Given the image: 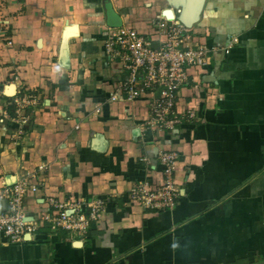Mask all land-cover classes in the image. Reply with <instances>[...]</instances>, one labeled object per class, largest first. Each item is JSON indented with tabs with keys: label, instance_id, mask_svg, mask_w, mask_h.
<instances>
[{
	"label": "crops",
	"instance_id": "crops-1",
	"mask_svg": "<svg viewBox=\"0 0 264 264\" xmlns=\"http://www.w3.org/2000/svg\"><path fill=\"white\" fill-rule=\"evenodd\" d=\"M178 2L194 45L215 50L206 69H188L177 106L194 118L169 134L147 126L144 99L110 101L127 73L104 55L108 29H134L157 48L152 24L172 17L169 0H0V192L32 176V221L57 213L48 199L104 201L85 241L47 227L25 244L0 235V264L264 259V0ZM161 151L177 154L179 197L143 210L129 191L158 185Z\"/></svg>",
	"mask_w": 264,
	"mask_h": 264
},
{
	"label": "built area",
	"instance_id": "built-area-1",
	"mask_svg": "<svg viewBox=\"0 0 264 264\" xmlns=\"http://www.w3.org/2000/svg\"><path fill=\"white\" fill-rule=\"evenodd\" d=\"M172 8L170 19L159 17L152 24L158 37L157 48L134 29H108L104 41L107 61L119 63L127 73L110 101H116L118 93L127 100L144 99L148 105L147 126L169 134L194 118L192 110L177 106L180 90L189 82L188 69H206L210 54L215 50V47L194 45L188 28L178 19L180 8ZM235 42L232 38L224 52L229 53ZM95 111L99 112V109ZM177 158L174 152H159L162 171L158 185L153 188L148 181L134 184L129 191L131 201L147 211L172 209L179 197L173 181ZM30 178L32 176H24L0 192V200L9 204L8 209L0 211L2 238L9 244H25L32 241L38 229L47 227L53 232L71 233L76 239L85 241L92 223L104 210V201L93 199L86 204L68 201L57 204L48 199L57 213H43L32 221L27 219L23 202L27 191H37Z\"/></svg>",
	"mask_w": 264,
	"mask_h": 264
},
{
	"label": "water",
	"instance_id": "water-1",
	"mask_svg": "<svg viewBox=\"0 0 264 264\" xmlns=\"http://www.w3.org/2000/svg\"><path fill=\"white\" fill-rule=\"evenodd\" d=\"M169 5L170 7H179L180 8V4L178 2V0H169ZM178 19L187 27V28H190L191 24H192V21L191 19L189 20L188 17L185 16V13H183L181 15V9H180V14L178 16ZM5 94L7 96H13L15 94V87L14 85H9L6 87V90H5ZM248 264H264V259L261 260V261H258V262H254V263H248Z\"/></svg>",
	"mask_w": 264,
	"mask_h": 264
},
{
	"label": "rangeland",
	"instance_id": "rangeland-1",
	"mask_svg": "<svg viewBox=\"0 0 264 264\" xmlns=\"http://www.w3.org/2000/svg\"><path fill=\"white\" fill-rule=\"evenodd\" d=\"M262 258H263V257H261V256H257V255H256V256L252 259L251 263L261 261Z\"/></svg>",
	"mask_w": 264,
	"mask_h": 264
},
{
	"label": "flooded vegetation",
	"instance_id": "flooded-vegetation-1",
	"mask_svg": "<svg viewBox=\"0 0 264 264\" xmlns=\"http://www.w3.org/2000/svg\"><path fill=\"white\" fill-rule=\"evenodd\" d=\"M263 260V259H262Z\"/></svg>",
	"mask_w": 264,
	"mask_h": 264
}]
</instances>
